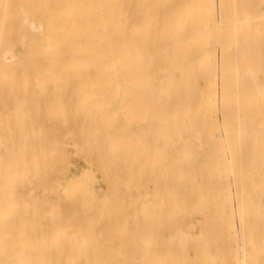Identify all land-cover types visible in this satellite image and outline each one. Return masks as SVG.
I'll use <instances>...</instances> for the list:
<instances>
[{
  "label": "bare ground",
  "instance_id": "bare-ground-1",
  "mask_svg": "<svg viewBox=\"0 0 264 264\" xmlns=\"http://www.w3.org/2000/svg\"><path fill=\"white\" fill-rule=\"evenodd\" d=\"M3 1H4V4H2V6L0 7V42L3 43V50H2V53H0L1 54L0 55V237L3 236L5 238L7 236H13V235L16 236L18 233V228L19 229L21 228L23 232H21V233L19 232V234L23 235L24 237L26 236V238H27V235L28 234L30 235V233H31V232L29 233V231L31 229L30 226L33 225V224L31 225L29 223L30 222V215H31L30 214V208L31 207L28 206L27 202L30 204L29 199H32L38 203L37 200L40 199L39 194H45V193H40V186H42L41 185L42 183L40 182L41 181L40 178L42 176L41 175L42 166H41L40 162H41V158H42L41 157L42 153L43 152L47 153V151L41 150L40 148L36 147V144L40 142L39 139H40V137H42V133L40 131V127H38L37 124H36L37 126L35 125L34 128L31 126V123H30L31 120L29 118V115H32V114L34 116L37 115L39 117V118H37V119H39V122H43V123L47 124L46 125L47 128H45V131L50 137L55 139L57 147H60V145L62 144L59 142V141H62L61 139H63V141L64 140L68 141V140H70V138H72L76 135H79V134H80L81 139L82 138L86 139L88 132H90L91 130H94V132L92 134L93 136H91V137H93L94 140H92L90 137V140H92L91 142L96 141L98 144L108 142L107 145H110V143H111L114 146L121 144V148L119 149V153H118V151L116 152L117 154H119V157H122L121 155H123L122 154L123 151H121V149H123L122 144L132 142L133 140H135L137 138V136H135V135H137V134L140 135L143 132L144 136L143 135L142 136L144 139L142 140L141 139L142 137H141L140 140H142V143L144 142L143 143L144 149L150 150V152H151V150L155 148L156 149V154H155L156 159L155 160H157V157H162V156L168 157L169 162L168 161L167 162L170 165L167 168V170L165 171V173L163 172L164 170L162 171V174L164 175V177L166 176L169 179L173 178L176 174L177 168H179V174L178 175H180V177H182V174L188 175L189 171L186 170V168H183V166L191 165L192 163L194 164L195 160H194V156L190 152V148H192V146L190 147L188 145L189 147H187V146L183 145L184 142L181 140V134L184 131L187 132L188 127H190L189 125H191V124L194 125L195 121H200V126L195 124L196 126L200 127V129H207V127L216 123V121L213 123L214 120L210 119L209 115L213 111L214 106H217L220 104V103L219 104L216 103V105H215L213 101L207 99L205 96L197 94V92H198L197 88L198 87H196L197 85L196 86L192 85V80H193L195 75L200 73V70L202 68L207 67V66H209L210 72L209 73L206 72L204 75L205 76L212 75V73L214 72L213 70H214V64H215V60H216L214 54L217 53V52L214 53V46L216 45L219 48V45H220V48H223V49H221V50H223V53L221 56L222 61H220V62H222V65L220 64V62H219V65L222 66L221 71H222L223 75H222L221 79L218 78L219 82L217 81L218 85L220 83V80L222 81V83H221L222 85H219V86H221V89H222L221 95H219V96L221 97V100H223V104H224L223 107L225 109V112H226L225 114L227 116L229 114H231L235 109H237V110L239 109V113L237 114L238 120L236 122L228 120L226 123L227 129L225 127H222V128H225L226 130H228V134L226 133L225 129L222 131V134L225 131L224 135L226 134L225 136L228 135V137H227V141L224 139L223 140L221 139V141L222 142L226 141V143L229 142V144L231 143L232 146L234 147L235 153H236V151L238 153V150H240L239 149L240 148L239 147L240 138H243V136L246 138L248 137V138H251L253 140V142H252V150H253V145H254V143L256 144L259 133L257 135H255V134L253 135L252 131L250 132V130L251 129L256 130L258 128L259 132H261V131L264 132L263 131L264 130L263 129L264 128V0H220L221 12H220V15L218 13L219 18H220V20H218V21L216 20L214 13L216 11L219 12L220 10H216L214 12V7L212 6L211 0H204L203 3L199 2L198 0H194L185 9L180 8L179 11L175 10L176 9L175 6L177 5L176 0H145L146 3L143 7H140V4H139V2L141 0H3ZM182 2H184V1H182ZM217 4H219V3H217ZM214 6H215V4H214ZM217 8H219V7H217ZM186 14L188 15L187 16L188 18L185 20V23H183L184 22L183 18ZM11 27H12V29L9 30V28H11ZM10 32L12 34H10ZM217 43L219 45H217ZM220 43L222 44V47H221ZM216 48L217 47H215V49ZM185 51H187V52L189 51V52L188 53L186 52L184 58L181 59L180 57L182 56L183 52H185ZM217 65H216V68L219 66V65L218 66ZM219 71H220V69H219ZM198 76L199 75H197V78H198ZM201 76H199V77L201 78ZM205 76H202V78H205ZM218 77H220V75ZM50 83H52L54 85V91L52 92V94L48 90ZM198 86L200 88V85H198ZM213 89H215V88H213ZM218 90L219 89H217V92H218ZM34 94L35 95L39 94L40 99L37 98L35 100H31L30 98ZM100 94H103V95L107 94V96L105 95L104 99H101V98L98 99V96ZM215 94H214V96H215ZM219 94H220V90H219ZM71 95H73V96H71ZM75 97H77V98H75ZM108 97L109 98L116 97L118 99V103H117L115 108L113 106L108 105L109 99L108 100L106 99ZM218 97L216 99H218ZM183 98L185 99L184 103H188L189 106L194 107L193 109L189 110L187 113V116H189L191 121L193 122V123H189V124L187 123L186 125H188V127L183 125L185 123L182 124V117L184 115H186L185 110L183 109L182 103L179 105H176V107H174V109H173V107H171V100H173V99L178 100V99H183ZM213 100H214V97H213ZM10 107H15L17 111L13 114H10L11 112L7 110ZM72 108H76V111L78 112V115H76L77 117H75V118L71 117V115H70ZM29 109H30V111L32 109V112H29ZM221 109H223L222 106H221ZM221 109H219V110H221ZM4 110H7V112H5L7 114V115H5L6 117L4 115L2 116V111H4ZM121 113H123V117L120 120L118 118V115ZM218 113H220V112H218ZM221 113L219 114L220 116H221ZM256 113H260L261 116H255ZM108 120H111V122H107ZM221 121H222L221 119H220V121H217L218 122L217 125H219V123H221ZM38 124H40V123H38ZM97 124H98V127H97ZM104 124L106 125V127H104L105 126ZM234 125L238 126V128H239V130H237L238 128H236L235 131L236 130H237V132L240 131V133H236L233 131ZM211 127H213V126H211ZM261 128L263 130L260 131ZM219 130H221V128ZM86 131H87V134H86ZM107 132H109V134H110L108 139L105 138V135H104ZM218 132L213 130L212 133L210 134V136H211L210 142L212 144L215 143L214 140H215L216 134H218ZM197 134H200V133L197 132ZM220 134L221 133H219L218 135L221 137L222 134L221 135ZM263 134L264 133H261L260 137L264 138ZM224 135H222V136H224ZM76 137L79 138V140H80V137H78V136H76ZM188 140H187V142H191L190 140L189 141ZM196 140H199V138L198 139L196 138ZM199 141H201V139ZM51 143H49V144H51ZM75 144L76 143H74V145ZM193 144L194 143H192V145ZM62 145H63V147L67 146L64 144H62ZM74 145H72V146H74ZM77 145L78 144H76V146ZM92 145L93 144H90L87 147H90ZM222 145H223V147H225L224 144H222ZM68 146H69V144H68ZM72 146H69V147H72ZM201 146L204 147V145H200L197 147V144H196V147H195V145L193 147H195L197 150ZM226 146H228V145H226ZM104 147L106 148V145ZM139 147H140V145H139ZM183 147H186L185 148L186 150L185 149L183 150L182 149ZM242 147H243V145H242ZM254 147H256V145ZM202 148H200V149H202ZM212 148H213V146H212ZM214 148H213V151H215ZM261 148H263V146L262 147L260 146L259 150ZM57 149H59V150H56V153H54L55 156L60 154V148H57ZM86 149H88V148H86ZM132 149L133 148H131L130 151ZM226 149H227V147H226ZM80 150H82V148H80L79 151ZM97 150H99V153L102 152V154L104 155L103 150L100 151L101 149H99V148ZM180 150H183V151L181 152ZM252 150H251V152L254 153V150L253 151ZM259 152H261V151H259ZM76 153L78 154V148H77ZM244 153H241V156L245 155ZM252 153H251V157L253 155ZM105 154H106V150H105ZM209 154L206 155L207 159L212 155V152H211V155H209ZM213 154H214V152H213ZM227 154H225V155H227ZM222 155H223V152H222ZM259 155H261V154L259 153L258 156ZM86 156H88V155H86ZM108 156L110 157L109 154H108ZM111 156L114 157L115 153H114V156L113 155H111ZM131 156H132V154H131ZM143 156L145 157V154ZM197 156H199V155H197ZM214 156L216 157V154H214ZM214 156H213V158H215ZM65 157H67V156H65ZM112 157H110V158H112ZM116 157H118V156H115L114 158H116ZM221 157H223V159L225 160L224 156H221ZM107 158L105 157L106 161H107ZM151 158L152 157H150L151 161L154 160L153 158L152 159ZM182 158H184V160L188 164L186 162H184L183 163L184 165H182V161H181V160H183ZM195 158L197 159V157H195ZM213 158H211L212 161H213ZM252 158H254V157H252ZM252 158L250 160H253ZM130 159L128 161H130ZM137 159H139V162L137 161ZM137 159H136V161H137L136 163H138V168H136V169H139V167L141 168V166H139V165L141 163L143 164V162L140 161V158L137 157ZM142 159H143V161L145 160L144 158H142ZM148 159H149V157H148ZM228 161H230V159ZM228 161H227V157H226V162L229 165L233 166V164H231V163H233V162H231L232 160L230 162H228ZM235 161H237V163H238V159L237 160L235 159ZM243 161L244 160H242V162ZM91 162H93V161H91ZM91 162H90V164L92 165L93 163H91ZM108 162L109 163L111 162L110 164H112L113 160L109 159V161H107L105 163H108ZM252 162H254V161H252ZM206 163H207V161H206ZM249 163H250V161H249ZM196 164H199V163L195 162V165ZM228 164H227V167H228V174H229V169L233 168L234 166L233 167L230 166L231 167L230 168ZM263 164H264V162H263ZM93 165H95V164H93ZM126 165H125V167H126ZM166 165H167V163L165 164V166ZM238 165L239 164H237V167H236L237 170H238ZM202 166L205 167L204 165H202ZM243 166H245V165H243ZM133 167L135 168L136 165H133ZM133 167L130 168V166H129V169H131V171H132L131 172L132 175H133V171H135V172L137 171V170H132ZM209 167H210V165H209ZM213 167H214V165H213ZM262 167L264 169V165ZM147 168L150 169V167H147ZM218 168L221 169V166ZM187 169H191V168L187 167ZM233 169H235V167ZM54 170H52V171H54ZM65 170H67V169H65ZM185 170L188 172L185 173ZM149 171H147L148 174H149ZM230 171H232V172H230L231 174L236 175V172H234L232 169ZM83 172L85 173V171H83ZM212 172H209V173L212 174ZM244 172L245 171L243 169V174H244L243 178L246 176ZM90 173L91 172H89V170H88V173H86V174H89L92 178V175ZM94 173H93V175H94ZM197 174H199V173H197ZM231 174H229V175L232 176ZM248 174H247V176L250 177ZM262 174H264V172ZM204 175L205 174L202 175V173H201V175L199 174L197 176H200L201 178H203L202 176H204ZM233 177H235V176L229 177V179L230 178L233 179ZM93 178H94V176H93ZM134 178L137 179L136 177H134ZM152 178H153V176H152ZM152 178H151V181H152ZM220 178H222V177H220ZM77 179L78 178H76L74 180L77 181ZM80 179L82 182L83 178H80ZM80 179H78L79 182H80ZM129 179H131V177ZM146 179L147 178H144L142 180H144V182H145ZM181 179H183V178H181ZM235 179H237V178H235ZM244 179H243V182H244ZM259 179L261 180L260 177H259ZM70 180L74 181L71 178H70ZM123 180H125V179H123ZM190 180H191V178H189L187 181L190 182ZM257 180H258V178H257ZM260 180H258V181H260ZM71 181H70V186L72 183ZM105 181H107V180H105ZM108 181H110V180H108ZM118 181L114 184V185H116V187H119L121 184L124 183V181H123V183L118 182ZM126 181H127V179H126ZM129 181H127L126 184H128ZM151 181L149 179V182H151ZM191 181L193 182L192 183L193 186L196 185L197 180H196V182H194L193 180H191ZM81 182H80L81 186L79 188L80 190L82 187H83L82 189H85L84 186H82V185H85L87 183L86 180L84 182H82L83 184ZM90 182H91V186H94V183L92 182V180ZM130 182H129L128 186L131 185ZM186 182H185V184H186ZM54 183H58V182H54ZM119 183H120V185L117 186V184H119ZM219 183L217 184L218 186H219ZM233 183H237V180L234 181ZM73 184H74V182H73ZM73 184H72V186H73ZM77 184H79V183H77ZM185 184L184 185L182 184V186L184 187ZM197 184H198V182H197ZM201 184L203 185V183H201ZM241 184H242V182H241ZM263 184L264 183L260 182L259 185L263 186ZM76 185L73 187L71 186V188H74V190H75L76 189L75 187H78V185L77 186ZM87 185H89V184H87ZM125 185H124V187L126 188L127 185L126 186ZM159 185H157V189H158V187L161 186V185L160 186ZM208 185H205V187H207ZM217 185H212V191L215 192L214 196L215 195L218 196L216 194L218 191V190H216L217 187L215 188L216 191L213 190V188ZM168 186H169V183H167V187L165 186L167 188V191L170 190V189H168ZM179 186H181V184H179ZM209 186H211V185H209ZM134 187L135 186L131 185L130 187H128V189L129 188L131 189ZM165 187H164V190H165ZM201 187L203 188V186H201ZM242 187L244 189L245 185ZM100 188H99V190L102 189V188L101 189ZM138 188H140V187H137V189ZM258 188L255 191V188L253 187L252 192H254V194L257 193L258 192L257 190L261 189V188H259V189ZM79 189L77 188L76 190L79 191ZM109 189L110 188H108L107 190H109ZM137 189L135 188V190H137ZM141 189H143V188H141ZM146 189H145V191H146ZM150 189H151V187L149 188V190ZM253 189H254V191H253ZM76 190H75V192H76ZM93 190H94V187H93ZM114 190H115V187H114ZM114 190H111V191L113 192ZM154 190H156V189H154ZM160 190H162V189L160 188ZM246 190H244V191L246 192ZM250 190L248 189V191H250ZM86 191H90V192H88V194L81 192V195L87 194L88 198L90 197V199H92V198L94 199V197H91L92 196V193H91L92 190H86ZM104 191H105V189H104ZM189 191L191 192V189ZM220 191H219V194H220ZM230 191H231V189H230ZM69 192H71V191H69ZM69 192H68V188H67L68 195L70 194ZM72 192H73V190H72ZM79 192L77 193L78 198H77V196L74 195L78 201L81 198L83 200V196H81V195L79 196ZM84 192H85V190H84ZM149 192L151 193V191H146L145 194H149ZM174 192H177V191H174ZM192 192H193V190H192ZM260 192L261 191L258 192L259 194H257V196H259L260 194H263L262 192L261 193ZM46 193L48 194L50 192H46ZM51 193H52V191H51ZM63 193H64V191H63ZM162 193H164V192H162ZM170 193H171V191L168 192L169 196H170ZM222 193H224V192H222ZM47 194L42 195L41 197L44 198V196H46ZM57 194H59V193H57ZM64 194H65V196H67L66 193H64ZM140 194L141 193H139V195ZM154 194H155V192H154ZM161 194H160V199L161 200L163 199L164 202H168L171 200V199H169L170 197L168 196V194H166V197L168 196L169 198H166L163 194L162 195ZM141 195H143V194H141ZM176 195H178V194H176ZM187 195H188V193H187ZM245 195H246V193H245ZM130 196L132 197V194ZM143 196H145V195H143ZM154 196H157V195H154ZM161 196H162V198H161ZM163 196H164V198H163ZM214 196H212V197L214 198ZM257 196H256V199L258 198ZM8 197H10V200H7ZM67 197L70 198V196H67ZM147 197H148V195H147ZM147 197H144V198L146 199ZM106 198L107 199H105V200L108 201L109 200L108 196ZM192 198H193V196H192ZM247 198H248V202L243 198V200L246 201L245 204L248 203L249 206L252 205L253 207L256 204L254 209H253V207L251 209V206H250V208H248L249 210L251 209V212H249V210L247 209L248 212L251 214V215H249V213H247V215H249V217L250 216L254 217V212H255V209H258L259 202H257L258 203V206H257V203L256 202L253 203V201L250 199V197H246V199ZM72 199H70L69 201H72ZM86 199L87 198L85 197L84 201ZM96 199H95V201H100V202H101V200H103V198L101 200H96ZM132 199H134V198L132 197ZM186 199L188 200L187 197H186ZM211 199H210V201H212ZM82 200L79 202V205H78L79 207L77 206V208H79V209H77V210H81V207H82L83 202H84V201L82 202ZM137 200H139V199H137ZM205 200H207L208 203H214L216 198H215V200H213V202H209V199H205ZM249 200L252 201L253 204H250ZM62 201H64V202H62ZM62 201H61V203H65V201H66V204H67V198L65 200H62ZM69 201H68V203H69ZM88 201H89V199L86 200L85 202L87 203ZM106 201H104L103 203L101 202V204L104 206V203ZM221 201H223V200L221 199ZM241 201H242V199H241ZM113 202H115V201H112V203ZM124 202L126 203V201H124ZM152 202H154V201H152ZM158 202H160V201H158ZM164 202H163V205L165 204ZM201 202H197V203L194 202V203H196L195 205L197 206V204L201 203ZM61 203H60V205H63ZM80 203L82 205H80ZM129 203H131V202H129ZM137 203H135V206ZM178 203H179V201H178ZM222 203H225V201ZM235 203H236V201H235ZM38 204H40V203H38ZM66 204H65V206H67ZM142 204H144V203H142ZM169 204L170 203H168L167 205H169ZM179 204H181V203H179ZM203 204L204 203L200 204L198 206V208L199 209L203 208L205 206V205L203 206ZM69 205H70V203H69ZM93 205L94 204L92 203L91 206H93ZM119 205L121 206V204H119ZM126 205L127 204H125L123 206V209L126 208L125 207ZM147 205L148 204H146L145 206H147ZM156 205L158 206V204H156ZM201 205H202V207H200ZM232 205H233V203H232ZM235 205H238V204H235ZM240 205H241V203H240ZM33 206L34 205H32V207ZM48 206H49V204H48ZM48 206L46 205L47 209H48ZM83 206H88V205L85 204ZM127 206L129 207V205H127ZM224 206H226V205H224ZM249 206L244 205V208L245 207L247 208ZM97 207H99V206H97ZM97 207H95L96 212L98 209ZM130 207H131V205H130ZM148 207H146V208H148ZM165 207L166 206L159 207L160 210L163 208L161 210V212L163 213V216H165V212H164ZM186 207L187 206H185V208ZM230 207H231V204H230ZM230 207L228 206L227 207L228 209H225L226 207H224V210H229ZM37 208L40 209V206L38 205ZM58 208H56V210L54 212L55 214L53 213L54 217H56V215L58 213L57 212ZM61 208H62L63 213H64L63 215H65L64 205L62 207H60V209ZM121 208H119V209L123 210ZM146 208H142V210L143 209L145 210ZM156 208L157 207H155V208L152 207V210L156 209ZM193 208H194V205L191 209H193ZM198 208H197L196 213H198V215H199V212L201 213V210H199ZM68 209H66V210H68ZM129 209H131V208H129ZM140 209L141 208H139L138 210H140ZM43 210H45V207ZM43 210H41V213L43 212ZM62 210H61V212H62ZM99 210H98V212H99ZM103 210H104V208H103ZM142 210H141V212H142ZM146 210H148V209H146ZM146 210H145V212H146ZM180 210H181V214H182L183 209L181 208ZM235 210H237V208ZM240 210H241V208H240ZM252 210H254L253 215H252ZM46 212H48V210H46ZM61 212H59V213H61ZM96 212L94 210V212H92L91 216H94ZM126 212H127V209H124L123 213L125 215L128 214ZM135 212L137 214L139 213V212H137V209H135ZM153 212H154V210H153ZM153 212H150V213L153 214ZM242 212H243V210H241L240 213H242ZM257 212H258V214L260 213L259 209L257 210ZM150 213H148L150 215V217H148V215H147V216H144V218L147 217V218H150V220H151L152 216ZM224 213H226V212H224ZM236 213H238V212H236ZM240 213H238V214H240ZM244 213H246V209H245ZM96 214L98 215L99 213H96ZM137 214H136V216H137ZM170 214H172L171 217H173V215L175 217V215H176L173 213H170ZM170 214L169 215L166 214V216L168 217V216H170ZM185 214H187V213H185ZM33 215L35 216L36 219L39 218L38 214L33 213ZM184 215H182V216L184 217ZM191 215L193 216V212ZM210 215H212V214H209V216ZM260 215L261 214H259V216ZM40 216H43V215H40ZM53 216H52V218H54ZM78 216H80V215H78ZM87 216H88V214H87ZM87 216H85V218ZM129 216L131 218V214ZM129 216H128V218H127V216L125 217V218H127V221L130 219ZM44 217L45 216H43L42 219H43V222L45 224V227L47 224L46 221H51L52 224L54 223V222H52L51 217H49L48 220L47 219L45 220ZM159 217H162V215L161 216L159 215ZM186 217H187V215H186ZM223 217L220 216V218H221L220 219L218 216V218L220 219V221L217 220L218 223L224 222L225 220H223V219H227V217H225V216H223ZM57 218H59V217H57ZM102 218H105V217H102ZM137 218H138V216H137ZM147 218H146L145 223H147V220H148ZM162 218L164 219V217H162ZM175 218L170 219V220L171 221L175 220ZM23 219L25 221L21 222ZM207 219H208V217H207ZM207 219H206V221L208 223L209 219L208 220ZM240 219H241V217H240ZM245 219L250 220L247 218H245ZM258 219H260V218H258ZM4 220L7 222H5ZM37 220H36V222L38 223L39 220L38 221ZM54 220H55V218H54ZM72 220H71V222H72ZM2 221L8 224V226L5 229L1 227ZM60 221L61 220H58V219H57V221L55 220V222H58V223H60ZM99 221L101 222L100 219H99ZM167 221L169 222V220H167ZM177 221H178V219H177ZM177 221H175V222L177 223ZM206 221H205V224H207ZM251 221H254V220L251 219L249 222L251 223ZM32 222H35V220L33 221V219H32ZM173 222L174 221H172V223L169 222V224H172L169 226L172 227L174 224ZM199 222L201 224L202 221H199ZM199 222L194 224L195 228H196V225L199 224ZM67 223H70V222L68 221ZM98 223L99 222H97V224ZM145 223H144V225H145ZM148 223H150V221H148ZM193 223H195V221ZM256 223L260 224V221L258 220ZM54 224H56V223H54ZM110 224H112V223H110ZM154 224H155V222H154ZM164 224H166V223H164ZM164 224H163V226H164ZM215 224H216V222L213 224L214 227L217 226V224L216 225ZM252 224H253V222H252ZM258 224H256V225H258ZM85 225H86V223H84V226ZM160 225H161V223H160ZM220 225H221V228H223L222 223ZM256 225H254V226H256ZM91 226H93V225H91ZM155 226H156V224H155ZM169 226L163 227V229L161 228V226H159V227L162 230H164V229L167 230V229L171 228ZM183 226H184V224H183ZM254 226H250V227H252V232H253ZM33 227H35V226H33ZM82 227H83V225L81 226V228ZM136 227H135V229H136ZM186 227L184 226V228H186ZM214 227H212V228L214 229ZM244 227H245V225H244ZM258 227L259 226H257V228ZM36 228L38 229V227H35V229ZM81 228H79V229H81ZM86 228L89 229L87 226H86ZM86 228H84V229H86ZM143 228H141V226H140V230ZM195 228L191 227V230H194ZM210 228L208 227L209 231H212V228H211V230H210ZM245 228H247V227H245ZM44 229L45 228H43V230ZM160 229H159V236H160ZM186 229H188V228H186ZM215 229H214V231L216 232ZM233 229H235V228H233ZM31 230H33V229H31ZM127 230H128V228H126L125 231H127ZM221 230H223V229H221ZM246 230H248V229H246ZM37 231L40 234L39 229ZM223 231H220L221 234ZM241 231H243V229H241ZM45 232H48V235H50V233H51V232H49V229H47V228H46V230H44L43 234H45ZM83 232L86 236L88 235L87 236L88 239L86 237L82 236L83 239L85 240V238H86L87 239L86 241L90 242L89 241V240H91L90 234H92V233L86 234V231H83ZM201 232H203V231H201ZM234 232H236V231H234ZM101 233H103V232H101ZM136 233L139 235V227H138V231ZM151 233H153V232H151ZM151 233H147L148 238H149V236H150V238L153 236V234H151ZM175 233L178 234L180 232H178V233L175 232ZM137 234H136V236H138ZM181 234H184V233H181ZM201 234L203 236V233H201ZM209 234H211V233H208V235ZM45 235H47V234H45ZM140 235H141V233H140ZM144 235H146V234H142V236H139V238L142 240ZM211 235H209V237H211ZM92 236L96 237L95 234H92ZM124 236H126V235H124ZM174 236H175L174 240L172 238H170V240L172 239L173 242L175 241L176 237L179 236V234L177 236L173 235V237ZM182 236H184L186 238L185 235H181V237ZM47 237L50 238V236H47ZM187 237H188V234H187ZM212 237L214 238L213 235H212ZM220 237H221V239H223L222 236H220ZM239 237H240V234H239ZM249 237L251 238L250 241L252 240V242H253L254 240L252 239V237L251 236H249ZM26 238H24V239L26 240L25 242L27 243ZM191 238L194 240L193 237H191ZM191 238H189L190 239L189 241H191ZM196 238H199V237H196ZM15 239L17 240V242H18V240H20V241L24 240L22 238L21 239L15 238ZM31 239H34L33 236H31ZM131 239L134 240V238H131ZM143 239H144L143 241L146 242L147 238L145 237ZM178 239L182 240V238H178ZM203 239H204V237H203ZM203 239L202 240L200 239V240L203 241ZM4 240L5 239H3L2 242H6ZM8 240H7V242L9 243ZM16 240H15V242H16ZM77 240H79V239H75L74 241L72 239V241H69L68 243L69 244H71L72 242L77 243ZM138 240L136 241L137 244L143 242V241H140V240L138 241ZM207 240H209V239H207ZM217 240L218 239H216V243L214 242L215 244L220 243V241H217ZM10 241H11V239H10ZM32 241H34V240H31L32 247L34 245L36 247L39 246L40 248L44 247L46 249V247H45L46 244L45 245L43 244V246H41V245H38L36 242H32ZM46 241H48V240L46 239ZM46 241H45V243H46ZM81 241H80V243H81ZM86 241L85 242L83 241L84 247H85V245H88V244H86ZM150 241H152V238ZM7 242H6V245H3L4 243L1 244V245H3L2 247H4V246L7 247L8 246ZM183 242H184L183 244L186 243L185 241H183ZM259 242L261 243L262 241L260 240ZM21 243L24 244L23 241H21ZM48 243H49V245H51V244L53 245V243H51L50 240L48 241ZM147 243H148V241L146 242V244ZM151 243L154 247H156V245H158L157 243L154 244L153 241ZM194 243H196V242H194ZM198 243H200L203 246V248H202V246L199 247L200 245L198 246ZM198 243H197V245L196 244L194 245L193 241L191 243H186V245H184V248H186L185 246H187V244L188 245L192 244L193 245V246L191 245L192 249L196 250L195 246H198L199 247L198 252H200V251L206 252V251H204V248L206 247L204 245L205 241L204 242H198ZM240 243L242 245L244 244L242 242H240ZM262 243L264 244V241ZM262 243H261V246L260 245L259 246L262 247V249H263L264 245ZM69 244L66 245L68 247V249H69V246L72 247V245H69ZM77 244H79V243H77ZM148 244H147V246H148ZM180 244H182L181 241H180ZM183 244L181 246H183ZM60 245H61V243L59 244V246ZM126 245H129V243H127ZM211 245L212 244H210V246ZM253 245H254V243H252V246ZM64 246H63V249H67L66 247L64 248ZM129 246H131V248H132V245H129ZM53 247H54V245H53ZM73 247H74V244H73ZM179 247H180V245H179ZM236 247H238V246H236ZM241 247L243 248V246H241ZM18 248L22 249V247L21 248L18 247ZM210 248L212 249V246ZM253 248H255V247H253ZM253 248H252V250H254ZM15 249H16V251H18L17 248H15ZM68 249L66 251V257H67V254L70 252L71 249L73 251L77 250L75 248L74 249L70 248L69 250ZM79 249H81V248L79 247ZM86 249H88V248L85 247L84 250H86ZM90 249L91 248H89V250ZM262 249H261V252H262ZM4 250H8V248L7 249L5 248ZM4 250L2 249V253ZM89 250H87V252H85V253L83 252V254L88 253ZM97 250L99 251L98 248H97ZM146 250L148 251L149 249H146ZM50 251H52V250H50ZM53 251H54V249H53ZM119 251L117 252L118 254H119ZM125 251L128 253L129 249H127ZM183 251L186 252V249H184ZM212 251H213V249L210 250V253ZM35 252H38V251H35ZM35 252L32 253V255L35 254L34 257H36V255H37ZM52 252H50V253H52ZM63 252H64V250H63ZM97 252H96V255H94L95 257H97V255H98ZM112 252H111V255H112ZM135 252H136V250H135ZM179 252H180V250H179ZM226 252L229 253L228 256L231 255V253L229 251H226ZM245 252H246L245 254H247L248 252L250 254H252L251 251H249V250L248 251L246 250ZM259 252H260V250H259ZM6 253H5V255H7L9 257L10 255H8V254H10V253H8V252H6ZM11 253H13V252H11ZM29 253H31V252H29ZM70 253L71 254L75 253V255L73 254L72 257L69 256L70 259L66 260V261H68V263H70L72 260L74 261L75 258H79V259L82 258V256L80 257V254H77V255H79V257H76V251L70 252ZM77 253H79V252L77 251ZM99 253H100V251H99ZM115 253L113 252V254H115ZM136 253L138 254V251ZM145 253H146V251H145ZM219 253L220 252H218V257H219ZM262 253H264V252H262ZM26 254H27V252H26ZM39 254H41V252ZM61 254H63V253H61ZM88 254H90V253H88ZM105 254H106V252L103 253V255H105ZM232 254H234V251L232 252ZM27 255H29V254H27ZM27 255H25L24 258L25 257L27 258ZM41 255H39V256H41ZM43 255H45V254H43ZM46 255H45V257H46ZM14 256H15V259L16 258L18 259V257H19V256L16 257V255H14ZM47 256H48V258H50L49 257L50 255H47ZM59 256H61V255H59ZM112 256L110 257L111 259L113 258ZM115 256L117 257V255H115ZM121 256L123 258L125 256L124 259H126V261H124V263L126 262V264L127 263H130V264L144 263V261L142 259L141 260L143 262L142 261L140 262L139 260L136 259L137 261H139V262H137L135 260V258H134L135 261H133V259H131V260H132V262H136V263L127 262L128 261L127 255L121 254L119 257H121ZM209 256H210V254H209ZM228 256L226 257L227 259H228ZM69 257H67V258H69ZM83 257L86 259V255H83ZM166 257H167V255H166ZM172 257L174 258L173 255H172ZM216 257H217V255H216ZM22 258H23V256H22ZM51 258H53V257L51 256ZM60 258L61 257H59V259ZM71 258H73V259L71 260ZM89 258H94V257L90 256ZM195 258L197 259V257L193 258L194 262L196 261ZM46 259H47V257H46ZM111 259L109 260V263L117 264V263H115L117 261V258H116L115 262H112L113 259L112 260ZM212 259H214V258L211 257L210 260L212 261ZM36 260H34V261L36 262ZM93 260L97 261L98 259L94 258ZM101 260L102 259H100V261ZM200 260H202V259H200ZM215 260L217 261V258ZM15 261L16 260H11V261H9V264H16ZM63 261H62V263H63ZM86 261L89 262V260H86ZM100 261H98V262H100ZM186 261L187 260H185L184 262H186ZM190 261H191V263L193 262L191 259H190ZM190 261L187 264H190ZM216 261H212L210 264H212V263L214 264ZM6 262H8V261L4 260L5 264H6ZM11 262H13V263H11ZM17 262H18L17 264H19L18 260H17ZM25 262H26V259H25L24 263ZM35 262H34V264H36ZM50 262L54 264L53 260ZM147 262L149 263V261H147ZM64 263H65V261H64ZM71 263L74 264V262H71ZM148 263H146V264H148ZM242 263H243V261H241V264ZM42 264H45V263H42ZM89 264H90V262H89Z\"/></svg>",
  "mask_w": 264,
  "mask_h": 264
},
{
  "label": "rangeland",
  "instance_id": "rangeland-1",
  "mask_svg": "<svg viewBox=\"0 0 264 264\" xmlns=\"http://www.w3.org/2000/svg\"><path fill=\"white\" fill-rule=\"evenodd\" d=\"M182 1H184L185 3L182 2ZM193 1L194 0H187V1L186 0H176V4L177 5L175 4L176 5L175 6L176 7L175 10L176 11H179L180 8L185 9ZM198 1L199 2H202V3L204 2V0H198ZM145 3H146L145 0H141L139 2L140 7H143L145 5ZM211 3H212V6L214 7V12L216 10H220L219 12L216 11L214 13L215 14V18L218 21V20H220L219 15H220V12H221V9H220V0H215V1L214 0H211ZM217 3H219V4H217ZM2 4H4V1L3 0H0V7L2 6ZM214 4H215V6H214ZM217 7H219V8H217ZM218 13H219V15H218ZM187 16H188L187 14L184 16V18H183V21L184 22L183 23H185V20L188 18ZM11 29H12V27L9 28V30H11ZM10 34H12V33L10 32ZM217 45H219V44L217 43ZM215 47H217V48L215 49ZM221 47H222V44H221ZM221 49H223V48H220V45H219V48L216 45L214 46V53H216V52L217 53L214 54L216 60H215V64H214V70H213L214 72L212 73V75H210V76L209 75H207V76L204 75L206 72L207 73L210 72V68H209V66H207V67L202 68L200 70V73L197 74L199 76H201V75L202 76H205V78H202V76H201V78L199 76L197 78V75H195L194 78H193V80H192V85L193 86H196L197 85L196 87H198L197 88L198 89L197 94L202 95V96H205L207 99L213 101L215 105H216V103L217 104L220 103L219 104L220 106L219 105L214 106V109L212 111L213 113L211 112L210 115H209L210 116V119H213L214 120V121L212 120L213 123L215 121H216V123H214L213 125H210L209 127H207V129H200V127L196 126V125H199L200 126V121H195L196 123L194 122V125L191 124V125H189L190 127H188V125H186V124L187 123L188 124L189 123H193V122L191 121L190 117L187 116V113H188L189 110L193 109L194 107L189 106L188 103H184V101H185L184 98L183 99H178V100L177 99L171 100V107H173V109H174V107H176V105H179L181 103L183 105V109L185 110V114L186 115H184L182 117V124L185 123L183 125H185L186 127H188V129H187V132L186 131L182 132V134H181V140L184 142V144H183L184 146H187V147H189V146L191 147L192 146V148H190V152L194 156L195 162L196 163L198 162L200 164V165L199 164H196L195 165V162H194V164L192 163L191 165L183 166V168H186V170L189 171V174L188 175L187 174H182V177H180V175H178L179 174V168H177L176 169V174L174 176L175 178L173 177L174 179L173 178L169 179L166 176L164 177V175L162 174V171L164 170L163 172L165 173V171L167 170V168L170 165V164H168V162H169L168 161V157H166V156L157 157V160H155L156 159V155H155L156 154V149L155 148L152 149L151 152H150V150H147V149L145 150L144 149V145H143L144 142L142 143V140L144 139L143 138V136H144L143 135V132L140 135L139 134L135 135V136H137V138L135 137L136 139L133 140L132 142H128V143L122 144L123 149H121V151H123L122 152L123 155H121L122 157H119V154H117L116 152L118 151V153H119V149L121 148V144H118V145L115 144L116 146H114L110 142H109L110 145H107L108 142L102 143L103 145L102 144H98L96 141L91 142L92 140H94L93 137H91V136H93L92 134H93L94 130H91L90 132H88V135L86 136V139L85 138L84 139L83 138L81 139L80 134L79 135H76V136L80 137V140L76 136L70 138V140H68V141H65V140L63 141V139H61L62 141H59V142L62 143V144H64V145H67V146L63 147V145L61 144L62 146L60 145V147H57L56 146L57 144H56L55 139L52 138V137H50L46 133V131H45V128H47V126H46L47 124H45L43 122H39V119H37L39 117L37 115L36 116H34L33 114L32 115H29V118L31 120L30 121L31 126L34 128L35 125L37 124L38 127H40V131L42 133V137H40V139H39L40 142L36 144V147L37 148H40L41 150L47 151V153H44L43 152L42 153V156H41L42 158H41L40 164L42 166V170H41V175L42 176L40 178V180H41L40 182L42 183L41 184L42 186H40V193H45V194H47L46 192H50V193H48L46 196H44V198L41 197V196L42 195H45V194H39L40 199H38L37 201L40 204H38L36 201H34L32 199H29L30 204L27 202L28 206L31 207L30 208V214L31 215H30V222L29 223L31 225L33 224L32 226H30V228L33 229V230L30 229L29 233L30 232L31 233H30V235L29 234L27 235V238H26V236L24 237L23 235L19 234V232L20 233L23 232L21 228L20 229L18 228V233H17L16 236L15 235H13V236H7L5 238L3 236L0 237V260H1L0 261V264H5L4 263V260L5 261H8V262H6V264H9V261H11V260H16L15 261L16 264L18 263L17 260L19 261V264H28L29 262L31 264H34V262H35L34 260H36V259H37L36 262H35L36 264H42V263H45V264H53V263L50 262L52 260H53L54 264H57V263L59 264L60 262H61L60 264H63L64 261H65L64 264H72L71 262H74V264H89V262H90V264H106V263L107 264H111V263H109V260L111 259L110 257L112 255H113L112 256L113 257L112 258L113 259L112 262H115L116 261V258H117V261L115 263H117V264H126V262L124 263V261H126V259H124L125 256H124V258L122 256L119 257L121 254L122 255H127V259H128L127 262L136 263V262H132L131 259H133V261H135L136 259L139 260L140 262L142 260L144 261V263H137V264H146V263H148L147 261H149L148 264H155V263L156 264H171V263L172 264H184V263L187 264L190 261V259L193 261V258L194 257H197V259L195 258L196 259V261H195L196 263L193 261L192 262L193 264H208V263L210 264L212 261H216L215 260L216 258H217V261L215 262L216 264H241V261H243L242 264H256V263L257 264H264V253H262V252H264V250H263L264 248L262 249V247H260L261 246V243L264 241V209H263L264 208V184H263V186L259 185L260 182L261 183H264V177H263L264 174H262L264 172V169L262 167L264 165L263 164V162H264V157H263L264 156V150H263L264 149V138L263 137H260V134L261 133H264V132L261 131L264 128L263 129L262 128L260 129L261 132H259V129L258 128L256 130L255 129L254 130L253 129L250 130V132L252 131V134L253 135L254 134L257 135L259 133L258 134L259 136H258L257 142H256V144L254 143V145H253L254 153L251 152V150H252V142H253V140L251 138H248L247 137L248 138L247 139L244 136H243V138H240V143H239V147H240L239 149L240 150H238V153H237V151L235 153L234 147L232 146L231 143L230 144H229V142L226 143L228 135L225 136L226 135V134L224 135L225 131H224L223 134H222V131L225 128L227 129L226 123H227L228 120L233 121V122H236L238 120L237 114L239 113V109L238 110L235 109L231 114H229L227 116L225 114L226 112H225V109L223 107L224 106L223 100H221V97L219 96V95H221V92H222L221 86H219V85H222L221 84L222 81L220 80L219 85H218V82H219V79H221L222 78V75H223V73L221 71L222 70V66L219 65V62L222 61L221 56H222L223 50H221ZM2 50H3V43L0 42V53H2ZM186 52L187 51L183 52L182 56L180 57L181 59L184 58ZM220 64L222 65V62H220ZM216 65L219 68L218 67L216 68ZM219 69H220L221 72L219 71ZM219 75H220V77H218ZM198 85H200V88H199ZM213 88H215V89H213ZM217 89L220 90V94H219V90L217 92ZM48 90L50 91L51 94L54 91V85L52 83L49 84V89ZM214 94H215V96H214ZM102 95L103 94H100L98 96V99H100V98L101 99H104L105 98V95L107 96V94H104L103 96ZM71 96H73V95H71ZM213 97H214V100H213ZM217 97H218V99H216ZM37 98L40 99L39 94H36V95L34 94L30 99L31 100H35ZM75 98H77V97H75ZM106 99L107 100L109 99L108 100V105L109 106H113L114 108L116 107V105L118 103V99L116 97H111V98L108 97ZM221 106H222L223 109H221ZM219 109H221V110H219ZM7 110L11 112L10 114H13V113H15L17 111L15 107H10ZM7 110L2 111V116L3 115L4 116L7 115L5 113V112H7ZM217 111L220 112V113L222 112L221 113V116L219 115L220 113H218ZM29 112H32V109H31V111L29 109ZM70 115L73 118L77 117L76 115H78V112L76 111V108H72L71 109ZM255 116H261V115H260V113H256ZM122 117H123V113H121V114L118 115V118L120 120L122 119ZM220 119L222 121H221V123H219V125H217L218 124L217 121H220ZM107 122H111V120H108ZM38 123H40V124H38ZM211 126H213V127H211ZM97 127H98V124H97ZM104 127H106V125ZM222 127H225V128H222ZM220 128H221V130H219ZM236 128H238V126L234 125L233 126V131L236 132V133H240V131L237 132V130H239V128L235 131ZM213 130L216 131V132L219 131L218 134L221 133L222 135H224V136H222L220 134L221 135V137H220L218 134H216V138L214 140V142H215L214 144H212L210 142V140H211L210 139L211 138L210 134L212 133ZM197 132L200 133V134H197ZM226 133L228 134V130H226ZM86 134H87V131H86ZM104 135H105V138L108 139L110 134H109V132H107ZM90 137H91L92 140H90ZM140 138L142 140H140ZM196 138L197 139L199 138V140L201 139V141L196 140ZM188 139L191 142H187ZM221 139L222 140L224 139L226 141H223L224 142L223 143L221 141ZM49 143H51V144H49ZM74 143H76L78 145L76 146V144L74 145ZM192 143H194V144L192 145ZM68 144H69V146H72V145H74V146L69 147ZM90 144H93V145L90 146V147H87ZM196 144H197V147L200 146V145H204V147L201 146L200 148L203 147L202 149L198 148L196 150V148H195L196 147ZM222 144H224L225 147H223ZM105 145H106V148L104 147ZM139 145H140L141 148L139 147ZM194 145H195V147H193ZM226 145H228V146H226ZM242 145H243V147H242ZM255 145H256V147H254ZM212 146H213V148L215 147L214 148L215 151H213ZM260 146L261 147L263 146V148H261L259 150V147ZM76 147L78 148V154L76 153L77 152V148ZM226 147H227V149H226ZM57 148H60V154L55 156L54 153H56V150H59ZM80 148H82V150L79 151ZM86 148H88V149H86ZM98 148L101 149L100 151L103 150L104 155L102 154V152L99 153V150H97ZM131 148H133L131 150L133 153L130 151ZM185 148L186 147H183L182 149L184 150ZM105 150H106V154H105ZM183 150H180V151L182 152ZM259 151H261V152H259ZM211 152H212V155H211ZM213 152H214V154H216V157L214 156ZM222 152H223V155H222ZM258 152L261 155L258 156V154H259ZM107 153L110 155V157H112L111 155L114 156V153H115V156H118V157L114 158L115 157L114 156V157L110 158ZM224 153L225 154L228 153V154L225 155ZM241 153H244L245 154V155L242 154L244 157L241 156ZM251 153L253 154L252 157H254L255 159L251 157ZM85 154L88 155V156H86ZM131 154H132V156H131ZM144 154H145V157L143 156ZM208 154L212 156V157L211 156L210 157L208 156L210 159L209 158L207 159V156L206 155H208ZM197 155H199V156H197ZM65 156H67V157H65ZM104 156L106 158L108 157L110 160H113V163L112 164H110L111 162L110 163L109 162L108 163H105V162L109 161V159L107 158V161H106V159H105ZM213 156L215 158H213ZM221 156H224L225 160ZM137 157L140 158V161L141 162H143V164L141 163L142 165L139 163L140 164L139 166H141V168L139 167V169H136V168H138V163H136V162L137 161L139 162V159H137ZM141 157L144 158L145 160L143 161V159ZM148 157H149V159H148ZM150 157H152L155 161L154 160L151 161L150 160ZM195 157H197V159ZM226 157H227V161L229 159H230V161L232 160L231 162H233V163H231V164H233V166L235 167V169H233L234 167L232 165H229L226 162ZM250 157L253 160H250L251 159ZM128 158L129 159L131 158L130 161H128L129 160ZM211 158H213V161H212ZM136 159H137V161H136ZM182 159H183V160H181L182 161V165H184L183 163L186 162V161L184 160V158H182ZM235 159L236 160L238 159V163H237V161H235ZM242 160H244L243 161L244 163L242 162ZM91 161H93V162H91ZM206 161H207V163H206ZM230 161H228V162H230ZM249 161H250V163H249ZM252 161H254V162H252ZM90 162L93 163V164H95V165L92 164L93 165L92 166L90 164ZM166 163H167V165L165 166ZM212 164L214 165V167H213ZM227 164L229 165V167L230 166L233 167V168H231V167L230 168L234 172H236V175H233V174L230 173V172H232V171H230L231 169H229V174H231L232 176H235V177H233V179L232 178L229 179V177H232V176H230L228 174ZM237 164H239L238 165V170L239 171L236 169ZM125 165H126V167H125ZM133 165H136V167L134 168ZM202 165H204V166L206 165V166L203 167ZM209 165H210V167H209ZM243 165H245V166H243ZM129 166H130V168L133 167L132 170H137L136 172L133 171V175L131 174L132 171H131V169H129ZM220 166H221V169L218 168ZM147 167H150V169L147 168ZM187 167L188 168L190 167L191 169H187ZM65 169H67V170H65ZM243 169L245 171L244 173H245L246 176L249 173L248 175L250 177L247 176L249 179L245 176L248 180L245 177L244 178L246 180L243 178V176H244ZM52 170H54V171H52ZM88 170H89V172H91L90 174L92 175V178H91V176L89 174H86V173H88ZM186 170H185V173L188 172ZM83 171H85V173ZM147 171H149V174L147 173ZM209 172H212V174H210ZM93 173H94V175H93ZM197 173H199L200 175H201V173H202V175L203 174H205V175L202 176L203 178H201L200 176H197V175H199ZM93 176H94V178H93ZM152 176H153V178H152ZM75 177L78 178V179L83 178V181L82 182H84L86 180L87 183L85 185H82V186H84L85 189H82L83 188L82 187L81 188L82 191L79 189L80 186H81V184H80L81 179H80V182H79L78 179H77V181H75L74 180V179H76ZM130 177H131V179H129ZM134 177H136L137 179H135ZM220 177H222V178H220ZM259 177L261 178L262 181L259 179ZM70 178L72 180H74V181H71ZM144 178H147L145 180V182H144V180H142ZM151 178H152V181H151ZM181 178H183V179H181ZM189 178H191V180H193L194 182H196V180H197L198 184L196 182V185L193 186L192 185L193 182L191 180H190V182L187 181ZM235 178H237V179H235ZM257 178L260 181H258ZM123 179H125V180H123ZM126 179H127V181L130 180L131 181V182L129 181L130 184L132 186H135V187L134 188H131V189L130 188L128 189V187H130L131 185L128 186L129 182H128V184H126V182H127ZM149 179H150L151 182H149ZM243 179H244V182H243ZM89 180L90 181L92 180V182L94 183V186H91V182ZM105 180H107V181H105ZM108 180H110V181H108ZM183 180L185 182L187 181L186 184H185V182ZM233 180L234 181L237 180V183H233L234 182ZM70 181L72 182L71 183V186H72L73 182H74L73 186H75L77 183H79V184H77L78 187H75V188L76 189L78 188L80 192L78 190H76V189H75L76 190V192H75L74 188H71ZM117 181L118 182H121V183H123V181H124V183L121 184V185L119 183V184H117V186L118 185H120V186L119 187H116V185H114V184ZM54 182H58L59 184L58 183H54ZM241 182H242V184H241ZM167 183H169L168 189H170L169 191H171L170 196L168 194L169 191H167V188H166L167 187ZM201 183H203V185ZM218 183H219V186L217 185ZM87 184H89V185H87ZM125 184L127 185L126 188L124 187ZM179 184H181V186H179ZM182 184L183 185L185 184V186L183 187ZM208 184L211 185V186H209ZM243 184L245 185L244 189L242 187V186H244ZM157 185L160 186V187H158V189H157ZM205 185H208V186L205 187ZM212 185H217V186H215L213 188V190H215V188L217 187L216 190H218V191H217L216 194L218 196L215 195L216 197L214 196V193L215 192L212 191ZM201 186H203V188ZM66 187L68 188V192L71 191V192H69L70 193L69 195L67 193V188ZM93 187H94V190H93ZM107 187L110 188L111 190H114V187H115V190L112 192L110 189L107 190L108 189ZM137 187H140V188L137 189ZM150 187H151V189L149 190ZM164 187H165V190H164ZM253 187L255 188V191H256V189L258 187L261 188L260 190H257V191L258 192L261 191L263 194H260L259 196H257V194H259L258 192L254 194V192H252V188ZM99 188L101 190H99ZM135 188L137 190H135ZM141 188H143V189H141ZM160 188L162 190H160ZM104 189H105V191H104ZM145 189H146V191H151V193L149 192V194H145L146 193ZM154 189H156V190H154ZM190 189H191V192L189 191ZM230 189H231V191H230ZM248 189L249 190L251 189V190L248 191ZM72 190H73V192H72ZM84 190H85V192H84ZM86 190H92L91 191V193H92V196L91 197H94V199L92 198L93 200L90 199V197L88 198L87 194L90 191H86ZM192 190H193V192H192ZM220 190L222 192H224V193H222ZM244 190H246V192ZM51 191H52V193H51ZM63 191H64V193H66L67 196H70V198H68L67 196H65V194L63 193ZM172 191L173 192L174 191H177V192H174L173 193ZM219 191H220V194H219ZM253 191H254V189H253ZM78 192H79V196L81 195V192L87 193V194L81 195V196H83V200H82V198L79 201L76 199L75 196H77V198H78V195H77ZM154 192H155V194H154ZM162 192H164V193H162ZM57 193H59V194H57ZM139 193H141V194H143L145 196H143L141 194L139 195ZM161 193L165 197H166V194H168V196L170 198L168 196L166 198H169L171 200L170 201L167 200L168 202H164L163 199L161 200L160 199V194ZM187 193H188V195H187ZM245 193H246V195H245ZM131 194H132V197L134 199H132V197L130 196ZM153 194L154 195H157V196H154ZM176 194H178V195H176ZM147 195H148V197H147ZM107 196L109 198L108 201L105 200V199H107L106 198ZM164 196H163V198H164ZM192 196H193V198H192ZM212 196H214V198ZM256 196L258 197L257 199H256ZM85 197L87 198L86 200L89 199V201L87 203L85 202L86 200L84 201V198ZM144 197H147V198L145 199ZM186 197L188 198V200L186 199ZM246 197H250V199L253 201V203L259 202V206H258V203H257V206H258V209H259V212H260L259 214H261L260 216H259V214L257 212L258 209H255V212H254V210H252V215H253V212H254V217H252V216L249 217V215H251L249 212H251V209H252L253 206L250 205L251 206V209L250 210L248 209V208H250V206H249L248 203L245 204L246 201L248 202V198L246 199ZM66 198H67V204H66V201H65V203H61V201L62 200H65ZM102 198H103L104 201H106L104 203V206L101 204V202L103 201V200H101ZM161 198H162V196H161ZM204 198L205 199H209V202H213V200H215V198H216V200H215L214 203H208V201L205 200ZM220 198L223 201H221ZM243 198L246 201H244ZM70 199H72V201H69ZM95 199L96 200H101V202L100 201H95ZM137 199H139V200H137ZM210 199L212 201H210ZM241 199H242V201H241ZM7 200H10V197H8ZM81 200H82V202L83 201L85 202V203L83 202V205L87 204L88 206H83L80 203V205H82L81 210H77V209H79V208H77V206L79 205V202ZM68 201H69L70 205H69ZM112 201H115V202L112 203ZM124 201H126V203ZM152 201H154V202H152ZM158 201H160V202H158ZM178 201L181 204H179ZM224 201H225L226 204L225 203H222ZM235 201H236V203H235ZM252 201H250V204H253ZM62 202H64V201H62ZM129 202H131V203H129ZM163 202L166 205L165 204L163 205ZM194 202H196V203L197 202H201V203H198L197 206H196L195 205L196 203H194ZM60 203L63 204L64 207H65V215H63L64 213H63L62 208L60 209V207L63 206V205H60ZM92 203L94 204L93 206H91ZM135 203H137L136 206H135ZM142 203H144V204H142ZM168 203H170V204L167 205ZM202 203H204L203 206L204 205L205 206L203 208L199 209L198 206L200 204H202ZM232 203H233V205H232ZM240 203H241V205H240ZM48 204H49V206H48ZM65 204L67 206H65ZM119 204H121V206ZM125 204L129 205V207L126 205L125 206L126 208H124V209H127V212L126 213H128V214H126V215L123 213V210H124L123 209V206ZM146 204H148V205L145 206ZM156 204H158V206ZM230 204H231V207H230ZM235 204H238V205H235ZM32 205H34V206L32 207ZM38 205L40 206V209L41 210H43L44 207H45V210H43V212H42L43 214L41 213V210L37 208ZM46 205L48 206V209H47ZM130 205H131V207H130ZM193 205H194V208L191 209L193 207ZM224 205H226V206H224ZM244 205L249 206V207H247V208L245 207L244 208ZM94 206L95 207L99 206V207H97L98 208L97 209V212H96V208ZM161 206L162 207L163 206H166L164 208L165 216H163V213L161 212V210L163 208L161 210L159 208ZM185 206H187V207L185 208ZM223 206L226 207L225 209H228L227 208L228 206L230 208H229V210H224V207ZM255 206H256V204H255ZM146 207H148V208H146ZM152 207L153 208L157 207L156 209H153L154 212L152 210ZM200 207H202V205ZM235 207L237 208V210H235L236 209ZM254 207H253V209H254ZM56 208H58V210H57L58 213H57L56 217H54L53 215L55 214L54 212H55ZM103 208H104V210H103ZM119 208H121L123 210H120ZM129 208H131V209H129ZM139 208H141V209L138 210ZM142 208H146L148 210L145 209L146 210V212H145V210L144 209L142 210ZM181 208L183 209V213L182 214H181V210H180ZM197 208L199 210H201V213L199 212V215H198V213H196L197 212ZM240 208H241V210H243L242 213H240L241 212ZM66 209H68V210H66ZM135 209H137V212H139L138 214L135 212ZM245 209H246V213H244L245 212ZM247 209L249 210V212H248ZM46 210H48V212H46ZM61 210H62V212H61ZM94 210H95L96 213H99V214L97 215L95 213L94 216H91L92 215V212H94ZM98 210H99V212H98ZM141 210H142V212H141ZM59 212H61V213H59ZM150 212H153V214L150 213ZM192 212H193V216L191 215ZM224 212H226V213H224ZM236 212H238L240 214H238ZM33 213L34 214L35 213L38 214V217H39V218H37L39 220L38 223L36 222L37 219L35 218V216L33 215ZM148 213L151 214L152 218L150 220V218H147L146 217L148 220H147V223H145L146 222V218H144V216H147L148 215V217H150V215ZM170 213L176 214L175 217L178 219V221H177V219L173 215V217L175 218V220H172V221H174L173 223L175 225L173 224L172 227L169 226V225H172V224H169V222L172 223V221L170 219H174V218L171 217L172 214H170ZM185 213H187V214H185ZM247 213H249V215H247ZM39 214L45 216L44 217L45 220L46 219L48 220V218L51 217L52 222H54L56 224H54V223L52 224L51 221H46L47 224H46V227H45V224H44L43 219H42L43 216H40ZM87 214H88V216H87ZM130 214H131V218L129 216ZM136 214H137L138 218H137ZM166 214H168V215L170 214V216L167 217ZM209 214H212V215L209 216ZM78 215H80V216H78ZM84 215L87 216L89 219L87 217L85 218ZM159 215L160 216L162 215V217H164V219L162 217H159ZM182 215H184V217ZM186 215H187V217H186ZM217 215L219 216V218H220V216L221 217L225 216V217H227V219H223L224 218L223 217L222 219L225 220V221L218 223V221H220L221 218L219 219ZM52 216L55 218L56 221H57V219L58 220H61L60 223H58L59 221L58 222H55V220H54V218H52ZM126 216H127V218H128V216L130 218L128 221H127V218H125ZM57 217H59V218L61 217V218L59 219ZM102 217H105V218H102ZM207 217L209 219L208 223L206 221ZM240 217H241V219H240ZM257 217L260 218V219H258ZM245 218L250 219V220L253 219L254 221H251V223H250L249 222L250 220H246ZM256 218L260 221V224L256 223L258 221ZM32 219H33V221L35 220V222L37 224L35 222H32ZM99 219L101 220V222L99 221ZM71 220H72V222H71ZM167 220H169V222ZM198 220L199 221H202L201 224H200V222ZM23 221H25V220L23 219L21 222H23ZM68 221L70 223H67ZM148 221H150V223H148ZM175 221H177V223ZM194 221H195V223H193ZM205 221H206L207 224H205ZM5 222H7V221H5ZM5 222H3V221L1 222V227L4 228V229L8 226V224L5 223ZM97 222H99L100 224L98 223L99 224L98 225ZM154 222H155L156 226H155ZM159 222L161 223V225H160ZM198 222H199V224H197L196 225V228H195V225L194 224H196ZM215 222L217 224L216 227H214V225H213ZM252 222H253V224H252ZM84 223H86L85 226H84ZM110 223H112V224H110ZM144 223H145L146 226L144 225ZM164 223H166V224H164ZM221 223H222V227L223 228H221V225H220ZM163 224H164V226H163ZM183 224H184L185 227L187 226L186 228H188V229L184 228ZM256 224H258V225H256ZM82 225H83L84 228H86V226H87L89 229H87V228L84 229L83 227L81 228ZM91 225H93V226H91ZM139 225L141 226V228H143V227L144 228L140 230V226ZM244 225L247 228H245ZM254 225H256V226H254ZM33 226L38 227V229L40 231V234L37 231L38 229L36 228L37 229L36 230L35 227H33ZM159 226H161L162 229H163V227H168V226L171 227V228H169V229L166 228L167 230H165V229L162 230V229H160ZM250 226H254L253 227V232H252V227H250ZM257 226H259V227L257 228ZM135 227H136V229H135ZM138 227H139V235L136 233L138 231ZM191 227H194L195 229L194 230H191ZM208 227L209 228L210 227L211 228L214 227V229L216 228L215 229L216 232L214 231L213 228H212V231H209ZM43 228H45L44 230H46V228L49 229V232H51L50 235H48V232H45V234H47V235L43 234V232H44ZM79 228H81V229H79ZM126 228H128L127 231H125ZM211 228H210V230H211ZM220 228L223 229L224 231L221 230ZM233 228H235V229H233ZM159 229H160V236H159ZM241 229H243V231H241ZM246 229H248V230H246ZM83 231H86V234H90V233L95 234L96 237L95 236H92V234H90V237H91L90 239L91 240H89L90 242H88V241H86L88 239L87 238L88 235L86 236ZM201 231H203V232H201ZM220 231H223L222 232L223 235L221 234ZM234 231H236V232H234ZM101 232H103V233H101ZM151 232H153V233H151ZM175 232H177V233L180 232V233H178L180 237L177 236L178 234H176ZM140 233H141V235H140ZM147 233L153 234V236L151 238H152V241H153L154 244H156V243L158 244V245H156V247H154L152 245V243H151L152 241H150L151 238H150V236L148 238V234ZM181 233H184V234H181ZM201 233H203V236H202ZM208 233H211L214 236V238L212 237L211 234H209V235H211V237H209ZM136 234L138 236H136ZM142 234H146V235H144L143 238L146 237L147 238L146 242L147 241H148V243L150 242L149 244L147 243L148 246H147L146 242L143 241L144 240L143 238H142V240L139 238V236H142ZM187 234H188V237H187ZM239 234H240V237H239ZM124 235H126V236H124ZM173 235H176L178 238H182V240L181 239H178L176 237L175 241L173 242V240L175 238V236L173 237ZM181 235H185L186 238L184 236L181 237ZM248 235L252 237V239L254 240L253 242H252V240L250 241L251 238ZM31 236H33L34 239H31ZM47 236H50V238L47 237ZM82 236L83 237H86L87 239L85 238V240H84ZM220 236H222L223 239H221ZM23 237L27 239V243L25 242L26 240ZM191 237H193L194 240ZM196 237H199V238H196ZM203 237H204L205 240L203 239ZM15 238H17V239H21V238L24 239V240H21V241L24 242V244L21 243L20 240H18V242H19L18 243ZM131 238H134L135 241L133 239H131ZM170 238H172L173 240L171 239L172 240L171 241ZM189 238H191V241H189L190 240ZM3 239H5L4 241H6V242L9 239L8 240L9 243L7 242L8 243V246L7 247H5V246L2 247L3 245H6V242H2ZM10 239H11V241H10ZM46 239L48 241L50 240L51 243H53L54 247H53V245L51 243H50L51 245H49V243H48V241H46ZM72 239H73V241L75 239H79V240H77V243H79V244L73 243V242L71 244H69L68 242L69 241H72ZM136 239L137 240L139 239L140 241H143V242L137 244V242H136L137 240ZM200 239L201 240L203 239V241H201ZM207 239H209V240H207ZM216 239H218L217 241H220V243L217 242L218 244H215L216 243ZM15 240H16V242H15ZM31 240H34L32 242H36L38 245H41V246H43V244L44 245L46 244L45 245L46 249L44 247H41L40 248L37 244L36 245L38 247H36L34 245L32 247ZM260 240L262 241L261 243L259 242ZM45 241H46V243H45ZM80 241H81V243H80ZM83 241L84 242L86 241V244H88V245H85V247L88 248L86 250H84L85 247L83 246V244H84ZM180 241L182 242V244L184 243L183 241H185L186 243H191L193 241V244L194 245L195 244L197 245L198 242H204L205 241V244L204 243L203 244L206 246L204 248V251H206V252H202V251L198 252L199 247L202 246L200 243H198V246L199 245L200 246L199 247L198 246H195V249L196 250H194V249H192V246H193L192 244H191L192 246L187 244V246H185L186 248H184V245H186V243L183 244V246H181L182 244H180ZM194 242H196V243H194ZM240 242H242L244 244L242 245ZM60 243L62 245V246L60 245L62 248L59 246ZM127 243H129V245H132V248H131V246L126 245ZM209 243L212 244L211 245L212 246V249H213V251L211 252L212 254L210 253V250H212V249L210 248L211 246H210ZM252 243H254V245L255 244L256 245L255 246L254 245L252 246ZM1 244H3V245H1ZM68 244L69 245H72V247L69 246V249L70 248L77 249V250H75L76 251V257H79V255H77V254H80V257L82 256V258L79 259V258H75L73 256L75 258L74 261L72 260L73 258H71L72 261L70 260L71 262L68 263V261H66V260L70 259V257H72L73 254L75 255V253H72V254L70 253V252H75V251H73L71 249L69 253L67 252L69 254V255L67 254V257H69V256L70 257L69 258L66 257V251L68 249V247L66 245H68ZM73 244H74V247H73ZM178 244L180 245V247H179ZM63 246H64V248L66 247L67 249H63ZM236 246H238V247H236ZM241 246H243V248ZM18 247H20V248L22 247V249H19ZM79 247L83 251L81 249H79ZM253 247H255V248H253ZM5 248L6 249L8 248L9 251L8 250H4ZM15 248H17L18 251H16ZM89 248H91V249L89 250ZM97 248L99 249L100 253L97 250ZM202 248H203V246H202ZM252 248L254 250H252ZM2 249L4 250L3 253H2ZM53 249H54V251H53ZM127 249H129L128 253L125 251ZM146 249H149V250L147 251ZM184 249H186V252L183 251ZM261 249H262V252H261ZM50 250H52L53 252L50 251ZM63 250H64V252H63ZM87 250H89L88 253H90L91 255L88 254V253L83 254V252L85 253V252H87ZM135 250H136V252L138 251V254L135 252ZM179 250H180V252H179ZM246 250L247 251L248 250L251 251V253L253 255L250 254L249 252L247 254H245L246 253L245 252ZM259 250H260V252H259ZM35 251H38V252H35ZM49 251L52 252V253H50ZM77 251L79 253H77ZM112 251L114 253L115 252L117 253L119 251V254L118 253L117 254L116 253L113 254ZM145 251H146L147 254L145 253ZM217 251L220 252L219 253V257H218V252ZM226 251H229L231 253V255L228 256L229 253L226 252ZM233 251H234V254L235 255L232 254ZM6 252L10 253V254H8V255H10L9 257L7 255H5ZM11 252H13V253H11ZM26 252L29 255H27ZM29 252H31V253H29ZM34 252L37 254L36 257H34L35 254L32 255V253H34ZM40 252H41V254L43 253L45 255L46 254L47 255H50L49 256L50 258H48V256L46 255V257H47V259H46L45 255L39 254ZM96 252L98 254L97 255L98 258L94 256V255H96ZM105 252H106V254L103 255V253H105ZM111 252H112V255H111ZM61 253H63V254H61ZM38 254L41 255V256H39ZM209 254H210L211 257L214 258V259H212V261L210 260L211 257L209 256ZM215 254L217 255V257H216ZM14 255H16V257L19 256L18 259L17 258L15 259V256ZM25 255H27V258L26 257L24 258ZM59 255H61V256H59ZM83 255H86V259L84 258L85 256L83 257ZM115 255H117V257ZM166 255H167V257H166ZM172 255L174 256V258L172 257ZM22 256H23V258H22ZM51 256L53 258H51ZM90 256H93L94 258H96L98 260L95 261V260H93L94 258H89ZM227 256H228V259L226 258ZM59 257H61V258L59 259ZM134 258H135V260H134ZM25 259H26V262L24 263ZM100 259H102V260L100 261ZM200 259H202V260H200ZM86 260H89V262L86 261ZM185 260H187V261L184 262ZM62 261H63V263H62ZM98 261H100V262H98ZM139 261H137V262H139ZM13 262H11V263H13ZM192 263L190 261V264H192ZM127 264H130V263H127Z\"/></svg>",
  "mask_w": 264,
  "mask_h": 264
}]
</instances>
